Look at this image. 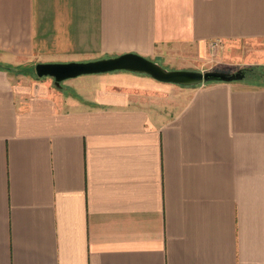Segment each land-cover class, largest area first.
<instances>
[{
    "label": "crops",
    "instance_id": "crops-1",
    "mask_svg": "<svg viewBox=\"0 0 264 264\" xmlns=\"http://www.w3.org/2000/svg\"><path fill=\"white\" fill-rule=\"evenodd\" d=\"M221 41L264 66V0H0V264H264V84L13 70Z\"/></svg>",
    "mask_w": 264,
    "mask_h": 264
},
{
    "label": "water",
    "instance_id": "water-1",
    "mask_svg": "<svg viewBox=\"0 0 264 264\" xmlns=\"http://www.w3.org/2000/svg\"><path fill=\"white\" fill-rule=\"evenodd\" d=\"M38 77L50 76L54 84L62 87V82L86 74L107 73L113 71H131L152 76L154 79L182 86H196L212 81L244 80L243 70H191L169 69L159 62L135 52H126L117 56H109L88 61L39 62L35 65Z\"/></svg>",
    "mask_w": 264,
    "mask_h": 264
},
{
    "label": "rangeland",
    "instance_id": "rangeland-1",
    "mask_svg": "<svg viewBox=\"0 0 264 264\" xmlns=\"http://www.w3.org/2000/svg\"><path fill=\"white\" fill-rule=\"evenodd\" d=\"M250 45V46H249ZM263 44H255L251 47V44L246 42H217L210 46V50L207 55L200 56L199 62L193 65L194 68H200V71L206 70H226L236 71L239 68L250 66L244 64L248 58H252L256 53L262 51ZM255 53V54H254ZM36 64L20 65L19 68L14 67L13 70L17 72L29 73L35 78H39L36 74ZM162 65V64H161ZM166 68L174 67L175 63H167ZM263 66V65H262ZM264 68V66H263ZM174 69V68H169ZM50 77V76H45ZM43 77V78H45ZM53 78V77H52ZM54 79V78H53ZM55 85V84H54ZM56 86V85H55Z\"/></svg>",
    "mask_w": 264,
    "mask_h": 264
},
{
    "label": "trees",
    "instance_id": "trees-1",
    "mask_svg": "<svg viewBox=\"0 0 264 264\" xmlns=\"http://www.w3.org/2000/svg\"><path fill=\"white\" fill-rule=\"evenodd\" d=\"M239 69L245 72L246 80L264 84V68L262 65H250Z\"/></svg>",
    "mask_w": 264,
    "mask_h": 264
}]
</instances>
